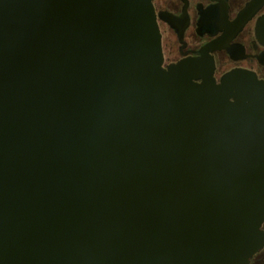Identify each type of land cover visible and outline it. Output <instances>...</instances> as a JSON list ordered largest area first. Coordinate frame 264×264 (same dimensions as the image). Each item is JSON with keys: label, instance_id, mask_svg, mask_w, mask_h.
Listing matches in <instances>:
<instances>
[{"label": "water", "instance_id": "obj_1", "mask_svg": "<svg viewBox=\"0 0 264 264\" xmlns=\"http://www.w3.org/2000/svg\"><path fill=\"white\" fill-rule=\"evenodd\" d=\"M206 48L163 66L152 0H0V264L249 260L264 78Z\"/></svg>", "mask_w": 264, "mask_h": 264}, {"label": "flooded vegetation", "instance_id": "obj_2", "mask_svg": "<svg viewBox=\"0 0 264 264\" xmlns=\"http://www.w3.org/2000/svg\"><path fill=\"white\" fill-rule=\"evenodd\" d=\"M152 3L161 35L163 66L200 58L208 46L204 57L213 59L217 82L232 69L249 70L264 78V43L255 34L256 22L264 16V0ZM259 228L264 234V221ZM242 264H264V239L261 247Z\"/></svg>", "mask_w": 264, "mask_h": 264}]
</instances>
